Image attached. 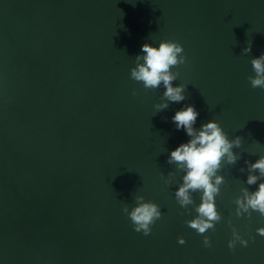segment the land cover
Segmentation results:
<instances>
[{
  "label": "water",
  "instance_id": "95a60500",
  "mask_svg": "<svg viewBox=\"0 0 264 264\" xmlns=\"http://www.w3.org/2000/svg\"><path fill=\"white\" fill-rule=\"evenodd\" d=\"M162 40L183 46L186 99L156 111L163 88L130 70ZM262 53L264 0H0V264H264V216L235 203L262 182L245 164L264 155V89L248 79ZM185 104L196 127L242 138L203 234L187 224L202 193L182 208L184 173L167 162L189 139L171 121ZM137 196L162 212L149 235L123 211ZM233 227L247 246L228 247Z\"/></svg>",
  "mask_w": 264,
  "mask_h": 264
},
{
  "label": "clouds",
  "instance_id": "9594fccd",
  "mask_svg": "<svg viewBox=\"0 0 264 264\" xmlns=\"http://www.w3.org/2000/svg\"><path fill=\"white\" fill-rule=\"evenodd\" d=\"M252 44L242 49L243 54L251 52ZM183 46L173 40H162L158 46L150 43L141 45L140 52L136 55L135 66L130 70V76L137 82H142L145 89L163 88L162 102L154 105L156 111H162L169 107L170 103L185 101L186 85L175 84L179 72L172 71L174 66L184 64L186 57L183 55ZM253 76L248 79L253 88L264 89V53L251 59ZM135 95V93H133ZM199 112L192 104H185L171 117L175 129L183 132L189 138L172 149L167 158L168 164H175L184 173L182 183L175 190V197L182 208L194 203L192 193L201 192L200 204L195 211L197 216L188 221L190 228L203 234L206 230L214 228V221H219L220 216L216 210L215 197L219 194V186L223 183V177L217 175L221 164H235L239 159L234 151L241 147L242 138L237 136L229 139L220 124L216 120H209L196 127ZM248 176L246 183L258 184L255 191L249 192L243 189V196L235 201L236 214L242 216L247 213L251 216L252 211L264 216V155H260L255 162L245 161ZM241 168V171H244ZM136 205L129 210L124 207V213L131 220L136 232L149 235L151 225L162 215L159 206L151 201H145L143 196H137ZM257 233L264 236V227L256 229ZM232 236L228 247L234 248L236 242L247 246L248 241L243 239L233 227ZM178 242L184 244L183 238ZM208 237L204 238V245L209 246Z\"/></svg>",
  "mask_w": 264,
  "mask_h": 264
}]
</instances>
